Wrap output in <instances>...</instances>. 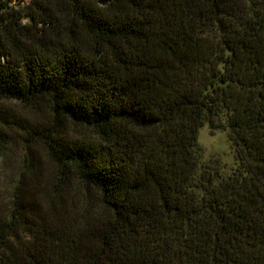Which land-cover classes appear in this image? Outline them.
<instances>
[{
	"label": "trees",
	"instance_id": "trees-1",
	"mask_svg": "<svg viewBox=\"0 0 264 264\" xmlns=\"http://www.w3.org/2000/svg\"><path fill=\"white\" fill-rule=\"evenodd\" d=\"M17 2L0 100L46 105L25 140L56 170L0 180V264H264V0ZM204 122L231 170L201 165Z\"/></svg>",
	"mask_w": 264,
	"mask_h": 264
},
{
	"label": "rangeland",
	"instance_id": "rangeland-1",
	"mask_svg": "<svg viewBox=\"0 0 264 264\" xmlns=\"http://www.w3.org/2000/svg\"><path fill=\"white\" fill-rule=\"evenodd\" d=\"M17 1L7 0L12 7L20 6ZM0 107L10 119L0 125V180L6 196L9 195L11 184L22 173H27L28 166L39 167L44 177L55 171L56 165L40 141L25 140L30 124L42 122L49 117L46 105L39 103L33 106L14 98H2ZM197 141L201 150V165L214 166L221 172L231 170L236 158L226 127L211 128L208 122H204L198 129Z\"/></svg>",
	"mask_w": 264,
	"mask_h": 264
}]
</instances>
